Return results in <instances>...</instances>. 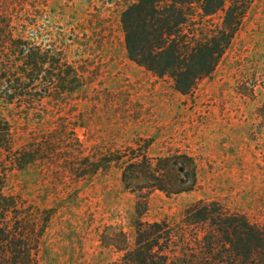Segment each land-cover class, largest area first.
<instances>
[{
    "label": "rangeland",
    "instance_id": "1",
    "mask_svg": "<svg viewBox=\"0 0 264 264\" xmlns=\"http://www.w3.org/2000/svg\"><path fill=\"white\" fill-rule=\"evenodd\" d=\"M135 1L0 0L82 82L34 110L0 101L13 149L28 150L6 192L45 226L38 264H113L133 247L137 220L176 225L198 201L264 224V0H253L215 70L187 95L128 58L120 18ZM146 142L152 159L193 158L197 181L185 193L151 191L139 214L119 166L101 159Z\"/></svg>",
    "mask_w": 264,
    "mask_h": 264
},
{
    "label": "trees",
    "instance_id": "2",
    "mask_svg": "<svg viewBox=\"0 0 264 264\" xmlns=\"http://www.w3.org/2000/svg\"><path fill=\"white\" fill-rule=\"evenodd\" d=\"M253 0H136L121 13L128 58L158 77L168 76L182 95L215 70ZM13 8L0 7V101L34 110L60 102L82 86L77 70L60 52L45 49L14 24ZM148 142L107 153L101 160L120 168L123 187L137 195L192 191L193 158L174 153L152 159ZM28 150L12 147V130L0 114V264H38L45 226L6 192L11 168L22 167ZM100 160V161H101ZM99 162L96 163V166ZM98 169V168H97ZM113 264H264V224L251 223L218 202L198 201L179 224L136 221L132 248Z\"/></svg>",
    "mask_w": 264,
    "mask_h": 264
}]
</instances>
